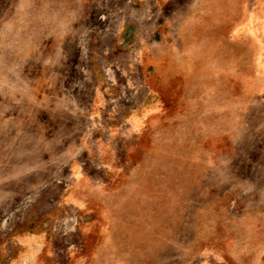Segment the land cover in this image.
<instances>
[{"label":"rangeland","instance_id":"374dc122","mask_svg":"<svg viewBox=\"0 0 264 264\" xmlns=\"http://www.w3.org/2000/svg\"><path fill=\"white\" fill-rule=\"evenodd\" d=\"M258 99L264 0H0V264H264Z\"/></svg>","mask_w":264,"mask_h":264},{"label":"crops","instance_id":"0c3cea01","mask_svg":"<svg viewBox=\"0 0 264 264\" xmlns=\"http://www.w3.org/2000/svg\"><path fill=\"white\" fill-rule=\"evenodd\" d=\"M251 106L253 108L255 105H251ZM256 106H255V109L258 111H257V113H255V115H257L259 117L258 118L259 121L257 124L259 125V129L261 127V131H263V133H264V99H258ZM257 108H259V109H257ZM263 140H264V138H263ZM258 147H259V149H262V148L264 149V141H263L262 145H259ZM263 164H264V153H263Z\"/></svg>","mask_w":264,"mask_h":264}]
</instances>
